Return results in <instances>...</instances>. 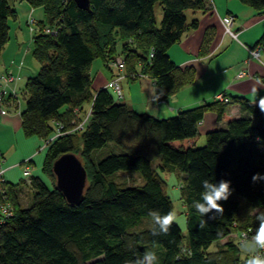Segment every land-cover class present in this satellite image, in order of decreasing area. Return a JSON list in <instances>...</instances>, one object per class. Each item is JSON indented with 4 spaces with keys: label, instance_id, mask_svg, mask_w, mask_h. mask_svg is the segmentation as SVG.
Listing matches in <instances>:
<instances>
[{
    "label": "trees",
    "instance_id": "obj_1",
    "mask_svg": "<svg viewBox=\"0 0 264 264\" xmlns=\"http://www.w3.org/2000/svg\"><path fill=\"white\" fill-rule=\"evenodd\" d=\"M24 1L33 10L42 8L45 21L33 18V57L40 68L25 86L22 132L45 143L57 127L63 128L62 135L43 149V172L50 176L51 186L38 176H32L31 186L24 179L7 182L15 214L0 224V264H125L152 250L158 264H245L241 240L258 227L249 210H264V180L252 181L257 173L264 176V113L256 103L222 93L228 103L214 99L158 119L118 102L123 98L107 86L93 92V63L101 60L116 76L111 64L118 57L125 63L126 79L142 75L153 80L156 104L193 84L195 67L178 66L168 51L198 28V20L188 22L187 12L206 11V1L90 0V11L72 0ZM240 2L264 14V0ZM157 5L162 9L159 27ZM16 14L10 0H0V55ZM211 32L206 33L200 57L208 54ZM257 47L264 53V33L251 49ZM236 105L242 111L239 118L230 112ZM89 111L84 129L75 130ZM207 114L226 127L207 132L205 145L198 147L200 124ZM108 146L112 150L102 154ZM69 153L79 158L88 176L84 200L77 206L57 189L52 170L55 161ZM157 159L160 163L154 168ZM158 169L183 175L187 236L175 222L167 233L159 232L149 216L150 211H173L167 182ZM122 172L138 175L143 184L120 182ZM221 179L230 181L233 190L220 202L224 212L201 217L193 204L200 200L202 182ZM21 184L32 191L28 208L20 202ZM154 228L159 234L153 235ZM213 245L216 250L210 251Z\"/></svg>",
    "mask_w": 264,
    "mask_h": 264
},
{
    "label": "crops",
    "instance_id": "obj_2",
    "mask_svg": "<svg viewBox=\"0 0 264 264\" xmlns=\"http://www.w3.org/2000/svg\"><path fill=\"white\" fill-rule=\"evenodd\" d=\"M205 1L207 10L200 11V14L194 17V20H198V28L183 36L178 49H174L173 46L168 51L170 58L178 66L195 67L196 81L185 86L167 101L156 104L153 80L146 76L135 75L126 79L134 83L132 87L127 88V96H124L122 91L123 100L130 109L158 119H167L176 116L180 111L198 107L209 100L213 101L222 93L229 98L245 97L253 103L257 101V95L252 93L253 88L258 89L259 96H264V59L261 57V61H258L251 58L249 53V49L255 47L264 33V14L256 15L257 12L254 11L252 22L245 21L241 25L238 24L237 11L231 7L232 2L229 4V0H225V4H222L221 0ZM229 14L236 20L234 29L237 28V40L224 33L221 20ZM208 31H212L213 40L209 45L208 54L200 57V49ZM25 36L26 33L21 26L13 29L10 25V40L0 55V75L11 72L15 77V81L7 89L9 94L0 107V151L5 157L7 168L5 178L11 184H15L11 173L15 172L20 177L23 176V168L18 165L28 159L33 160L38 151V147L34 150L26 149L24 146L26 137L22 132L21 113L25 109L26 102H22L19 98V92L24 94L27 81L36 76L40 68L33 57L34 37L32 41L26 43ZM220 55L224 57L217 60V56ZM240 72L244 73V77L238 78ZM114 76L115 73L104 66L98 69L93 75V92L105 88ZM1 90L2 87L0 93ZM13 92L17 97L12 94ZM230 112L234 118L242 115L237 105L232 106ZM220 127L225 128L226 124L218 122L214 114H207L200 124L199 131L203 135ZM32 176L37 177L35 174Z\"/></svg>",
    "mask_w": 264,
    "mask_h": 264
},
{
    "label": "rangeland",
    "instance_id": "obj_3",
    "mask_svg": "<svg viewBox=\"0 0 264 264\" xmlns=\"http://www.w3.org/2000/svg\"><path fill=\"white\" fill-rule=\"evenodd\" d=\"M208 1H210V0H208ZM221 1H222V4H225V0H221ZM230 3H231V7L235 8V10L237 11V16H238V20H239L238 24L243 25L245 21H247V23L252 22L251 19L255 15V12L252 8H250L246 5H243L240 2V0H229V4ZM10 5L12 7H14L16 9V12H17L16 19L10 20V22H9L10 25L12 26L13 29L15 27L19 28L21 26L26 33V36H25V40H27L26 43H28L29 41H32V37H34V33L32 32V30L36 29V26L35 25L30 26L29 25L30 16L32 18H34L36 21H45L43 9L37 8L35 10H32V8L28 4V2H26L24 0H10ZM27 7H30V8H28V9H30V11H28ZM196 14H200V11H196V12L188 11L187 12L188 22L193 21ZM155 15H156V20H157V25L159 27L161 24V21H162V9L159 5H157L155 8ZM256 15H258V13H256ZM236 30H237V28H236ZM236 30L234 29L235 33H237ZM45 31H46V29H45ZM240 40H242V38ZM174 47H175L174 49H178L179 46L177 45ZM222 56L221 55L217 56V60L219 58L222 59L224 57V56L223 57ZM262 57L264 59V53H262ZM102 66H103V62L101 60H96L92 65L91 74L95 75L96 72L98 71V69H101ZM104 71H106V70L104 69ZM133 84L134 83H132L126 79L123 80V82H121V88H122V91L124 93V96H127V93H126L127 88H129V86L132 87ZM115 95H116V93H115ZM19 98L22 100V102L25 103V96H24L23 92L22 93L19 92ZM117 101L121 102V103L126 102L124 100L119 101L118 99H117ZM209 102H211V100H209ZM24 141H26V144H24V146L26 147L27 150H29L30 148L34 150L36 147H38V151H37V153L33 159V163L30 164L32 174L37 175L42 180L47 182L48 185L51 186L52 180H51L50 176L45 175V173L43 172V162H44V158L46 155V150H41V149L45 146L44 141L42 139H40L39 137L24 138ZM205 143H206L205 134H203V135H201L200 140L197 143V146L202 147L205 145ZM111 150H112V146H108V148H106L102 154L105 155V154H107V152H110ZM117 152H119V151H117ZM159 163H160L159 159L155 160L153 163V167L157 168V165ZM22 168L24 169V167H22ZM158 172L160 173L162 178L164 180H166V182H167L168 195L170 196V198L173 202V211L176 213V217H177L174 222L180 227L183 235L187 236L186 208H185V205L182 201V196H181V186L183 184V179H184L183 175L178 171H170L168 169L166 171L158 169ZM11 175H13L12 178H13V182L15 184L21 183L20 180L24 179L23 176L20 177L19 174L15 173V172H12ZM119 178H120L119 179L120 182H125L126 184H129L131 186L143 184V181L140 179V177L138 175H129V174L122 172ZM19 189L22 191L21 192V198H20V202H21L22 206L24 208L30 207L32 204V191H31V189L25 184H21L19 186ZM215 250H216V245H213L211 247L210 251H215ZM241 252H242V258L244 259L246 254L242 250H241Z\"/></svg>",
    "mask_w": 264,
    "mask_h": 264
},
{
    "label": "clouds",
    "instance_id": "obj_4",
    "mask_svg": "<svg viewBox=\"0 0 264 264\" xmlns=\"http://www.w3.org/2000/svg\"><path fill=\"white\" fill-rule=\"evenodd\" d=\"M252 93L257 95L256 105L261 113H264V96L258 95V89L253 88ZM257 140L260 138L257 137ZM264 180V176L257 173L253 175L252 181L256 183ZM203 191L200 194V200L195 201L193 207L201 217L209 213H223L224 209L221 206V201H227L233 194L231 182L221 179L219 182L212 183L208 180L202 182ZM250 214L255 216L258 227L255 228L254 234L249 238L245 236L240 243L241 250L246 254L245 264H264V210L258 207H252ZM149 216L152 218L154 225L159 229V232L167 233L169 227L176 220V213L169 211L167 214L161 215L158 211H150ZM214 217H210L212 219ZM206 221L201 220V227ZM153 230V235L159 234ZM125 264H158V257L154 251H145L142 256H138L133 260H126Z\"/></svg>",
    "mask_w": 264,
    "mask_h": 264
},
{
    "label": "built area",
    "instance_id": "obj_5",
    "mask_svg": "<svg viewBox=\"0 0 264 264\" xmlns=\"http://www.w3.org/2000/svg\"><path fill=\"white\" fill-rule=\"evenodd\" d=\"M221 22L225 35L237 40L238 34L235 33L234 31V26L236 22L235 17L233 15H226L225 17L222 18ZM29 23L31 25L35 24L34 19L30 18ZM46 33L51 35L56 34L55 31H52L50 29H46ZM249 53L251 55V58L261 61L263 51L260 47L249 49ZM111 66L117 72V75L108 83L107 88L113 90L116 93L117 97L119 99H122L123 94L121 90V82L127 78L125 74V63L123 62L122 58L118 57L115 60V62L111 64ZM242 77H244V73L240 72L238 74V78H242ZM14 81H15V77L11 72H7L3 75H0V87H2L0 93V107H2L4 104V99L8 94V90H7L8 87ZM13 94L15 93L13 92ZM216 99L224 103L229 102V98L223 94L217 95ZM90 115H91V111H89L88 114H86V116L82 120L76 123L75 130L84 129L85 124ZM62 128L63 127L61 125L60 127L56 128L55 135L52 138L45 141V146L41 150L47 147L56 137L62 135ZM30 164H31V159H28L25 162H23L21 165H18L24 167L23 177H24V181L27 183L28 186L32 185V172H31ZM6 172H7V168L5 167V159L2 152L0 151V224L6 223L9 219L14 217L15 214L14 209L11 206L10 197L7 191L8 183L5 178Z\"/></svg>",
    "mask_w": 264,
    "mask_h": 264
},
{
    "label": "water",
    "instance_id": "obj_6",
    "mask_svg": "<svg viewBox=\"0 0 264 264\" xmlns=\"http://www.w3.org/2000/svg\"><path fill=\"white\" fill-rule=\"evenodd\" d=\"M81 10L90 11V0H72ZM56 187L71 206L80 205L88 183L85 167L72 153L62 155L53 164Z\"/></svg>",
    "mask_w": 264,
    "mask_h": 264
}]
</instances>
